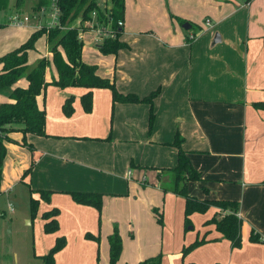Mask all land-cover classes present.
<instances>
[{
	"label": "crops",
	"instance_id": "obj_1",
	"mask_svg": "<svg viewBox=\"0 0 264 264\" xmlns=\"http://www.w3.org/2000/svg\"><path fill=\"white\" fill-rule=\"evenodd\" d=\"M36 1L23 0L18 7L17 0H9L8 8L0 10V56L49 24L50 9L33 12ZM103 2L110 5L98 0L100 6ZM16 12L20 23L12 20ZM122 21L120 40L128 47L116 54L99 51L102 37L93 26L95 18L72 26L87 27L80 33L82 60L114 79L119 92L143 97L160 88L152 130L147 103L113 102L108 88H93L92 108L86 112L80 102L86 88L48 83L37 97L45 110V135L14 131L9 134L14 142L5 144L0 194L21 195L28 203L30 197L39 199L33 219L29 211L11 217L30 227L25 233L32 235L34 264H43L40 256L58 236L66 243L55 253L54 264H108L114 226L122 240L116 264L157 255L161 264H264V109L254 106L264 102V0H125ZM216 34L220 40L214 42ZM51 56L43 34L28 50L27 62ZM57 77L51 63L45 80ZM16 85L25 87L27 81ZM7 94L0 91V104L12 101ZM70 96L73 112L66 115L62 105ZM176 133L201 173L200 180L187 183L188 195L238 203L239 247L213 223L205 224L225 213L218 207L192 213L185 226V197L174 191L170 171L177 165V148L171 144ZM37 190L53 191L50 200H42ZM70 191L103 194L100 217L93 206L75 202ZM52 208L59 210V228L45 233L41 215ZM7 227L4 219V246ZM202 237L208 242L183 255L184 247Z\"/></svg>",
	"mask_w": 264,
	"mask_h": 264
},
{
	"label": "trees",
	"instance_id": "obj_2",
	"mask_svg": "<svg viewBox=\"0 0 264 264\" xmlns=\"http://www.w3.org/2000/svg\"><path fill=\"white\" fill-rule=\"evenodd\" d=\"M23 0H17L16 6L20 7ZM110 5L108 8H101L98 0H57L58 23L52 27L42 26L34 31L30 37L16 49L0 56V91L7 90L8 98L11 102H2L0 104V183L2 174L3 159L6 154V142H14L9 136V132L20 131L23 136L27 133L36 135H45V110L39 107L37 97L45 89L48 83H52L59 88L65 87H83L86 92L81 96L80 102L84 111L88 112L92 108V89L108 88L111 92L112 101L130 102V103H147L149 104L148 132L152 130L155 118L153 102L159 94L160 88L151 91L148 95L139 97L133 92L121 93L115 86L114 79L102 77L97 73L95 64H87L82 60L81 52L83 42L79 38V27H73L72 22L76 18H80L81 22L91 21L92 14L95 13L94 26L103 28L109 25L111 35L105 37L99 44L98 49L103 54H116L119 49L126 48L128 45L120 40L122 34V26H118L117 22L124 17L125 0H108ZM249 0H246L248 2ZM21 2V3H20ZM50 0H38L35 9L41 6L48 8ZM9 6V0H0V10H5ZM180 23L183 20H179ZM86 30L87 28H80ZM46 34L49 51L52 56L49 60L47 57L39 58L34 64L27 62V52L34 49L36 40ZM187 41H192L195 33L191 34ZM53 63L57 71V79L46 82L45 71L47 67ZM24 78L27 81L25 87L16 85L17 81ZM73 97L66 98L63 102L62 109L66 115L73 112ZM254 106L264 109V102H256ZM182 137L176 133L173 146L177 148V165L170 168L173 174L174 191L185 197L184 223L187 227L191 224L190 215L194 212L204 213L210 206H215L225 213L216 217L214 215L205 224L213 223L215 228L222 234L225 239L232 242L233 247L241 245V219L236 215L238 211V203L231 200H198L191 197L187 193V183L201 179V173L197 171L191 164L187 154L183 150ZM22 144L27 146L31 152L34 148L27 143L25 139ZM34 160L30 167L24 172V175L30 171ZM39 197L48 202L51 190H37ZM1 193V188H0ZM72 199L84 205L93 206L99 213L102 209L103 194L99 192H68ZM39 199L30 197L29 214L33 219L38 212ZM59 213L58 208H52L42 213L44 219V231L55 232L59 228L56 219ZM161 223V218L157 217ZM87 238H95L90 233H86ZM252 239V237H251ZM208 242L205 237L196 239L194 242L182 249L183 255L199 245ZM66 240L64 236H58L54 245L49 251L40 256L43 264H54V255L57 251L65 246ZM109 244V262L108 264H116L122 249V240L118 229L114 226L113 232L108 236ZM137 264H161L160 255L146 258Z\"/></svg>",
	"mask_w": 264,
	"mask_h": 264
},
{
	"label": "rangeland",
	"instance_id": "obj_3",
	"mask_svg": "<svg viewBox=\"0 0 264 264\" xmlns=\"http://www.w3.org/2000/svg\"><path fill=\"white\" fill-rule=\"evenodd\" d=\"M37 2L38 0L33 6V9H32L33 12H40L41 8H44L45 11L47 10V8H45L44 6H41L38 10L35 9L34 7L36 6ZM103 5H104V2L101 5V8L109 7L108 4H107L108 6H103ZM18 15H21V14L17 13V16ZM79 20H80L79 18H76L72 22V24L77 23ZM73 27H79V29L84 28V26H81V25L73 26ZM94 27H98V26H94ZM103 28H105L108 33L111 32L109 25L103 26ZM10 133L12 132H9V134ZM36 193L38 192L36 191ZM21 197L22 196L20 195V197L9 196L8 198L7 195L0 194V228L3 226L4 219L7 221V225H8L7 227V241H8L7 246L3 245V242H4L3 237L0 236V264H34V262H36L33 259L34 257H32V253H33V248H32L33 243L31 240L32 235L30 231H29V234H30L29 236H27V234L25 233V230H27L28 228L30 230V227L26 226L27 224L25 220L22 221L20 219L19 222H16L14 218H11V217H14L15 214L19 215L20 217L21 214L23 213L26 214V211H29V203L25 202L24 198L23 197L21 198ZM11 208H13L14 211H11ZM2 212L5 213V216L2 215ZM45 233H49V232H45ZM42 241L45 242L43 238H42ZM28 259H30V261H28Z\"/></svg>",
	"mask_w": 264,
	"mask_h": 264
},
{
	"label": "built area",
	"instance_id": "obj_4",
	"mask_svg": "<svg viewBox=\"0 0 264 264\" xmlns=\"http://www.w3.org/2000/svg\"><path fill=\"white\" fill-rule=\"evenodd\" d=\"M49 9H50V13H49V16H50V21H49V24H48V27H52L54 25H56L58 23V13H59V9L57 7V0H50V5H49ZM40 11H44V8H41ZM92 17L94 18L95 17V13L93 12L92 14ZM23 20H27L28 17L26 16H23L22 17ZM13 22L14 23H20L19 21V18L17 15H14L13 18H12ZM93 20V19H92ZM91 20V21H92ZM90 22V21H89ZM118 26H122L123 25V21L122 20H119L117 22ZM206 24L208 25L209 22L207 21ZM93 25V24H92ZM91 25V26H92ZM81 31H83L82 29H79V38H80V33ZM98 33H99V36L102 37V40L107 37L108 35H110L111 33H108L106 31L105 28H101L98 29ZM197 34L194 35V37H196ZM193 37V35H190V37ZM128 173L130 174V171H128Z\"/></svg>",
	"mask_w": 264,
	"mask_h": 264
},
{
	"label": "water",
	"instance_id": "obj_5",
	"mask_svg": "<svg viewBox=\"0 0 264 264\" xmlns=\"http://www.w3.org/2000/svg\"><path fill=\"white\" fill-rule=\"evenodd\" d=\"M189 23H184L183 25H182V27H184V28H189ZM220 40V37H219V35L218 34H216V36L214 37V42H217V41H219Z\"/></svg>",
	"mask_w": 264,
	"mask_h": 264
}]
</instances>
